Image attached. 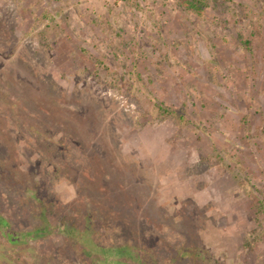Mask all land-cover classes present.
<instances>
[{
    "label": "rangeland",
    "instance_id": "obj_1",
    "mask_svg": "<svg viewBox=\"0 0 264 264\" xmlns=\"http://www.w3.org/2000/svg\"><path fill=\"white\" fill-rule=\"evenodd\" d=\"M192 1L0 0V264H264V0Z\"/></svg>",
    "mask_w": 264,
    "mask_h": 264
},
{
    "label": "trees",
    "instance_id": "obj_2",
    "mask_svg": "<svg viewBox=\"0 0 264 264\" xmlns=\"http://www.w3.org/2000/svg\"><path fill=\"white\" fill-rule=\"evenodd\" d=\"M205 4L202 0H193L189 6L192 7L194 13H200V8L203 7ZM56 145L59 144L58 142H55ZM105 167V164L103 165ZM104 182L105 184H108V181L114 184L112 181V177L110 173L104 174ZM108 180V181H107ZM107 190L106 186H104ZM103 187V188H104ZM76 190L78 189V186L76 187ZM115 189H121L124 190L126 188H122L121 186L115 185ZM86 190V189H85ZM125 191V190H124ZM126 190L125 192H127ZM114 191L109 189L108 197L113 193ZM250 206V214H252L253 217H256L259 213H264V203L261 199L257 197L256 194H251V201L249 203ZM0 224H4L3 222H0ZM2 228V227H1ZM64 234L69 238H71L74 243L77 242L79 246L84 249L85 255L88 257L90 256L92 259V264H126V262L123 260L124 255L128 254L129 250L124 249V247H107V246H100L97 243H95L92 239V232L88 227L85 228V230L80 231L74 225H70L68 227L63 226ZM47 227L37 228L33 232H25V234H15L13 232H10L8 228H2V234L5 235V238L11 242V243H26L28 240H38L39 238H43L46 236ZM94 255V256H93ZM130 257H134V259L137 261V263L145 264L140 260L138 257L133 256L132 253L129 252Z\"/></svg>",
    "mask_w": 264,
    "mask_h": 264
}]
</instances>
